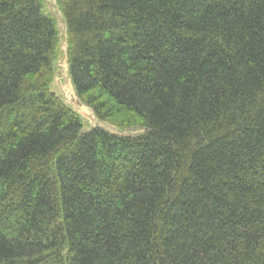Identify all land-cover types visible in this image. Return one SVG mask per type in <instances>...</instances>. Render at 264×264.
<instances>
[{"label":"trees","instance_id":"trees-1","mask_svg":"<svg viewBox=\"0 0 264 264\" xmlns=\"http://www.w3.org/2000/svg\"><path fill=\"white\" fill-rule=\"evenodd\" d=\"M0 0V264H264V0Z\"/></svg>","mask_w":264,"mask_h":264},{"label":"rangeland","instance_id":"rangeland-1","mask_svg":"<svg viewBox=\"0 0 264 264\" xmlns=\"http://www.w3.org/2000/svg\"><path fill=\"white\" fill-rule=\"evenodd\" d=\"M45 7H46V11L52 14L56 18L58 29L60 32V37H61V42H60L61 53L59 54L58 59L55 62L56 71L52 81V88L55 91V93H57L68 106H70L74 111H76L82 117L84 121V130H88L94 127H99L117 135H133L139 133L140 130H136V129L120 131L114 126L106 122L100 121L95 116L92 109L84 105L78 99V97L74 92L72 84H70L71 82L68 74L65 26L62 20L61 12L56 6L55 0H45Z\"/></svg>","mask_w":264,"mask_h":264},{"label":"bare ground","instance_id":"bare-ground-1","mask_svg":"<svg viewBox=\"0 0 264 264\" xmlns=\"http://www.w3.org/2000/svg\"><path fill=\"white\" fill-rule=\"evenodd\" d=\"M71 84V83H70ZM71 89V88H70ZM65 91V90H64ZM70 92V91H69ZM73 93V92H72Z\"/></svg>","mask_w":264,"mask_h":264}]
</instances>
